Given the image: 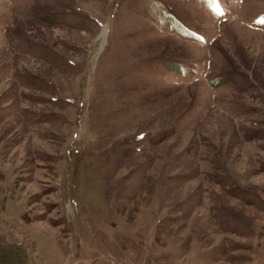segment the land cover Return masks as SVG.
Returning <instances> with one entry per match:
<instances>
[{"label": "rangeland", "instance_id": "374dc122", "mask_svg": "<svg viewBox=\"0 0 264 264\" xmlns=\"http://www.w3.org/2000/svg\"><path fill=\"white\" fill-rule=\"evenodd\" d=\"M0 0V264H264V0Z\"/></svg>", "mask_w": 264, "mask_h": 264}, {"label": "snow or ice", "instance_id": "6c2138e0", "mask_svg": "<svg viewBox=\"0 0 264 264\" xmlns=\"http://www.w3.org/2000/svg\"><path fill=\"white\" fill-rule=\"evenodd\" d=\"M207 2L209 3V5L211 7L214 8V10H216V11H219L220 10L219 9V2H218V0H207ZM261 22L264 23V20H262Z\"/></svg>", "mask_w": 264, "mask_h": 264}]
</instances>
